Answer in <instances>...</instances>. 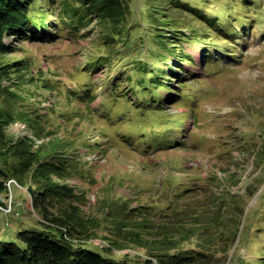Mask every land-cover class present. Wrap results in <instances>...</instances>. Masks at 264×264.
<instances>
[{
	"label": "trees",
	"instance_id": "obj_1",
	"mask_svg": "<svg viewBox=\"0 0 264 264\" xmlns=\"http://www.w3.org/2000/svg\"><path fill=\"white\" fill-rule=\"evenodd\" d=\"M204 1L208 2L207 6L201 0H141L137 15L131 0H0V56L15 53L16 45L22 41H54L60 38L62 31L88 37L93 34L92 30L97 31L98 53L89 58L83 70L91 77L98 72L106 75L102 80L109 98L104 99L108 109L102 110L104 119L110 126L114 123L127 126L122 131L113 130L112 134L98 129L95 117L99 109L92 106L97 93L89 85L96 84L95 78L78 88H58L62 92L59 94L57 79L41 76V71L39 77L35 76L36 71L27 58L0 63V95L12 106V110L0 109V194L7 197L6 182L13 179L27 188L34 209L43 216L38 227L9 230L6 223L2 224L0 264H211L213 259L215 262V253L220 252L218 244H222L221 252L225 256L230 244L228 227L245 213L241 204L229 203L234 217L227 221L223 212L225 197L236 198L230 191L222 189L210 195L207 205L208 210H213L212 215L203 220L204 215L198 214L193 223L188 214L190 206H184L185 195L179 194L177 187L169 186L166 190L163 185L164 198L158 195L143 201L137 199L138 205L132 207L127 204V198L115 197L116 208L121 203L123 207L109 217L113 229L104 237L108 247H87L88 239L98 237L96 231L102 228L101 222L84 216L76 205L80 197L66 184L73 176L96 182L90 172L91 162L79 151L82 147L87 149L85 154L98 149L101 152V143L90 140L93 134L104 137L109 143L115 138L134 145L136 140L146 150L183 144L175 133L184 131L182 120L188 114L167 113L166 100L159 95L169 93L174 103L194 96L188 79L194 82L200 77L190 71L184 74V65L192 61V57L182 49V42H197L200 37L209 39L216 35L233 44L240 36H247L254 23L247 10L256 6L255 0H227L223 17L209 7L213 0ZM237 1L240 8L232 7ZM171 12L186 15L191 23L187 19H175ZM197 20L202 26L206 25V29L200 32L195 25ZM87 28L90 29L84 31ZM183 29L188 33L181 31ZM11 38L14 46L5 41ZM203 45L199 46L204 51L203 71L207 74L220 58L209 60L211 50ZM214 46L217 53L230 52L217 43ZM126 54L134 58L123 63ZM11 69L21 78L17 87H34L36 92H48V95L40 96L39 100L35 93L31 97L34 102L26 99V105L25 98L13 91L12 85L3 84ZM170 79L176 83L172 84ZM50 100L48 105H43ZM19 121L30 130L32 138L13 143L5 129ZM55 129L64 130L65 134L60 135ZM257 156L264 160V146ZM115 178L114 175L110 178L112 183ZM231 178L234 180V175ZM4 205L0 201L1 208ZM125 206H129L128 211ZM3 213L5 217L12 215ZM122 213L128 217L122 218ZM194 236L199 240L198 248L184 249L179 245ZM244 240L247 242V238ZM92 248H100L104 254ZM124 249L138 252L134 255ZM117 250L124 251L118 253ZM113 253H118L119 258L111 257ZM261 255L264 256V250ZM238 262L250 264L244 258ZM251 264H264V257H256Z\"/></svg>",
	"mask_w": 264,
	"mask_h": 264
},
{
	"label": "rangeland",
	"instance_id": "obj_2",
	"mask_svg": "<svg viewBox=\"0 0 264 264\" xmlns=\"http://www.w3.org/2000/svg\"><path fill=\"white\" fill-rule=\"evenodd\" d=\"M201 1L207 6V1ZM255 1L256 6L247 10V15L254 22L250 28L251 32L243 38L240 36L236 43H226L221 39L222 37L216 35H211L209 39L200 37L197 42L194 40L182 42V49L192 57V61L184 65V74L190 71L193 76L200 77L194 82L188 79L194 96L189 100L174 103L169 93H159L166 100L164 108L167 113L188 114L182 120L184 131L175 133L176 138L183 143L182 145L160 150H146L136 140L134 145L128 144L129 142L121 143L115 138L109 143L104 137L93 134L90 140H98L102 149L101 152L98 149L87 154L91 157L90 172L96 182L77 176L66 180V184L80 197L81 201L76 205L80 206L79 209L84 216L101 222L102 228L96 231L98 237L88 239L85 243L87 247H108L104 237L110 235L113 229L109 224V217L123 207L121 203L120 207L116 208L113 203L115 197L121 196L122 200L127 198L129 200L127 204L130 207L137 206V199L143 201L150 196L158 197V195L164 198L161 192L164 185L166 190L169 186L177 187L179 194L185 195L183 204L190 206L191 213L187 212L190 214L189 219L192 223L198 214L204 215L203 220L212 215L210 212L213 210H208L207 201L210 195L217 191L219 193L222 189L230 191L236 197L234 199L230 196L225 197L227 202L223 212L228 222L232 216L234 217L229 203L237 202L245 208L241 219L237 218L236 224L233 223L232 227H228L230 244L226 247L228 251L225 252V256L221 252L222 244H218L220 252L215 253V262L213 259L211 264H238L241 258L251 264L256 257H264L261 255V251L264 250V160L257 156V152L264 146V0ZM140 2L141 0H131V6L134 7L137 15V6ZM225 3L229 2L213 0L209 7L221 13L219 15L223 17ZM232 5H235L232 6L234 8H240L238 1ZM206 11L208 10L204 12ZM171 15L176 17L175 19L177 17L179 20L187 19L186 15L179 12H171ZM49 19H52V16ZM189 20L186 21L190 24ZM195 25L200 32L206 29V25L202 26L199 20ZM92 31L93 34L88 37L73 36L71 32L62 31L60 38L54 41H22L16 45L18 50L15 53L0 56V63H11L27 58L31 62V68L36 71L35 76L39 77V71H41V76L48 75V79H57L55 82L57 93L65 90L66 86L78 88L91 78H95L96 84L89 85H92L97 93L92 106L94 109H99L95 117L98 129H104L110 133H113V130L114 132L122 131L127 127L126 125L114 123V126H110L104 119L105 114L102 110L107 109L104 99L109 98L105 93L108 90L104 88L105 81L102 80L106 75L98 72L91 77L83 70L85 63L91 56L97 54L99 49V35L97 31ZM181 31L188 33L185 29ZM7 40H5L6 43L14 44V39ZM203 43L204 45L211 43V45H205L211 50L209 60H213L216 56L220 58V61L212 65L207 74L203 71L204 51L200 50L201 46H199ZM215 43L226 47L230 52L217 53L213 50ZM132 58H134L133 55H124L123 63H127ZM47 70L49 73L46 72ZM10 71L9 78L4 80L3 84L12 85V90L25 98L26 105V99L34 102L31 97L35 93L39 95V100L40 96L48 95V92H36L34 87H17L16 83L21 78L18 77V80L15 76L16 72H12V69ZM168 81L172 84L176 83L172 79ZM43 105H48V102ZM192 105L195 106L194 113L191 110ZM10 106L0 95V109L12 110ZM114 106L116 107L115 103ZM5 131L7 138L13 143L23 138H32L30 130L20 121L9 124ZM54 131L59 132L60 135L65 134L64 130L55 129ZM38 142L40 143V140H37ZM86 150V148H79L80 153ZM9 161L12 162L11 159ZM113 175L116 181L112 183L110 178ZM232 175L235 177L234 180L231 178ZM170 182L172 184H169ZM10 188L6 201L11 203V210L9 204H5L1 209L7 215H12L5 217L0 211V227L4 223L9 230L40 226L38 222L40 219L43 220V216L34 209L32 197L27 188L16 181ZM188 189L190 191L187 192ZM49 203L53 206L57 205L53 202ZM127 207L125 206L124 209L128 211ZM157 216L158 214L155 215ZM121 217L128 216L122 213ZM198 241V238L194 236L188 238L186 243L181 242L179 245L184 249H196ZM92 249L104 254L100 248ZM124 250L134 255L138 252L135 249ZM124 250H117V252ZM118 253H113L111 257L119 258Z\"/></svg>",
	"mask_w": 264,
	"mask_h": 264
},
{
	"label": "built area",
	"instance_id": "obj_3",
	"mask_svg": "<svg viewBox=\"0 0 264 264\" xmlns=\"http://www.w3.org/2000/svg\"><path fill=\"white\" fill-rule=\"evenodd\" d=\"M7 42H8V40H7ZM50 102H52V100H50L49 102H48V104L50 103ZM31 136H32V134H30ZM40 143H41V141H40ZM38 144H39V142H38ZM86 152H82L81 154L82 155H84V158L86 159V160H88V161H90L91 162V157H89V155H87V154H85ZM14 182V180H9V181H7L6 182V185H7V187H8V189L11 191V185H12V183ZM11 193V192H10ZM7 197H5L4 195H1L0 194V201L1 202H3V203H5V204H9V207H10V210H11V203H7ZM0 208H1V206H0ZM9 210V211H10ZM5 211H7L6 209H5Z\"/></svg>",
	"mask_w": 264,
	"mask_h": 264
},
{
	"label": "crops",
	"instance_id": "obj_4",
	"mask_svg": "<svg viewBox=\"0 0 264 264\" xmlns=\"http://www.w3.org/2000/svg\"><path fill=\"white\" fill-rule=\"evenodd\" d=\"M125 177H126V176H125ZM125 177H124V178H125ZM121 178H122V177H121Z\"/></svg>",
	"mask_w": 264,
	"mask_h": 264
}]
</instances>
